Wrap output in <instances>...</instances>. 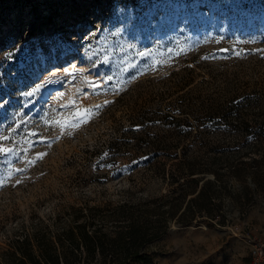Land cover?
<instances>
[{
    "label": "rangeland",
    "instance_id": "374dc122",
    "mask_svg": "<svg viewBox=\"0 0 264 264\" xmlns=\"http://www.w3.org/2000/svg\"><path fill=\"white\" fill-rule=\"evenodd\" d=\"M54 66L65 73L52 77ZM173 107L192 119L225 112L227 123L194 128L185 152L202 166L222 153L230 187L225 221L174 220L153 264H250L264 192L244 188L251 169L227 168L264 151V0H0V136L30 117L0 139L19 152H0V250L70 206L164 192L158 146ZM147 151L154 160L136 158Z\"/></svg>",
    "mask_w": 264,
    "mask_h": 264
},
{
    "label": "trees",
    "instance_id": "16d2710c",
    "mask_svg": "<svg viewBox=\"0 0 264 264\" xmlns=\"http://www.w3.org/2000/svg\"><path fill=\"white\" fill-rule=\"evenodd\" d=\"M185 114L173 107L162 119L172 128L158 146L165 157L159 172L169 185L164 192L136 201L126 198L117 203L86 202L70 206L65 220L59 214L51 223L40 219L31 230L9 239L8 247L0 250V264H153L151 245L159 241L174 220L189 223L198 217L223 216L221 192L230 186L224 183V172L216 165L222 153L210 155L202 166V156L186 154L185 143L194 128H216L227 123L225 112L208 111L193 119ZM259 153V158L241 160L239 165L227 168L242 177L246 169H251L255 186L248 184L244 188L253 193L264 192V151ZM136 158L154 160L148 151ZM168 162H172L170 171L166 169ZM209 173L214 177L207 176ZM219 221H225V217Z\"/></svg>",
    "mask_w": 264,
    "mask_h": 264
},
{
    "label": "snow or ice",
    "instance_id": "6c2138e0",
    "mask_svg": "<svg viewBox=\"0 0 264 264\" xmlns=\"http://www.w3.org/2000/svg\"><path fill=\"white\" fill-rule=\"evenodd\" d=\"M140 55L143 56L144 53H140ZM104 60L105 61L108 60V57H105ZM97 63H99V61ZM74 70H75V66H73V71ZM80 71L83 72L84 69H80ZM108 79H112V77H108ZM40 87H42V85L41 86H37L32 92H29L27 95L28 96H34L39 91ZM60 95H63V93H60ZM61 107H64V106L62 105ZM97 107H99V106H97ZM29 120H30V117H22L20 121L16 122V127L11 130V135H9V136H0V139L5 140V141L11 139L12 135H16L17 134L16 133V129L20 128L21 123L27 124L29 122ZM0 152H9V153H15L17 156L19 155V152H16L14 147L13 148H6L4 145H0Z\"/></svg>",
    "mask_w": 264,
    "mask_h": 264
},
{
    "label": "built area",
    "instance_id": "2783aa9c",
    "mask_svg": "<svg viewBox=\"0 0 264 264\" xmlns=\"http://www.w3.org/2000/svg\"><path fill=\"white\" fill-rule=\"evenodd\" d=\"M250 245L249 263L264 264V235L255 236Z\"/></svg>",
    "mask_w": 264,
    "mask_h": 264
},
{
    "label": "bare ground",
    "instance_id": "6f19581e",
    "mask_svg": "<svg viewBox=\"0 0 264 264\" xmlns=\"http://www.w3.org/2000/svg\"><path fill=\"white\" fill-rule=\"evenodd\" d=\"M73 62L74 61H71V63H73ZM55 67H57V66H54V68L50 69L51 70L50 74L52 75V77H60L62 75V73H65L64 71H60V69L62 70V69L67 68L66 66L63 67V68H60V69L55 68ZM63 78L65 79L64 75H63ZM65 84H66L65 80H63L62 83L58 86L57 90L59 91V93H63V90H64V88L66 86ZM60 96H62V95H60Z\"/></svg>",
    "mask_w": 264,
    "mask_h": 264
},
{
    "label": "water",
    "instance_id": "95a60500",
    "mask_svg": "<svg viewBox=\"0 0 264 264\" xmlns=\"http://www.w3.org/2000/svg\"><path fill=\"white\" fill-rule=\"evenodd\" d=\"M171 230H173V228H171ZM166 237V235L165 234H163V236H161V238L160 239H162V238H165Z\"/></svg>",
    "mask_w": 264,
    "mask_h": 264
}]
</instances>
